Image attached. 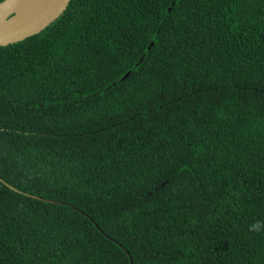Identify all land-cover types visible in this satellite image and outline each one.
Here are the masks:
<instances>
[{
  "label": "trees",
  "instance_id": "1",
  "mask_svg": "<svg viewBox=\"0 0 264 264\" xmlns=\"http://www.w3.org/2000/svg\"><path fill=\"white\" fill-rule=\"evenodd\" d=\"M0 264H264V0H68L0 44Z\"/></svg>",
  "mask_w": 264,
  "mask_h": 264
},
{
  "label": "water",
  "instance_id": "2",
  "mask_svg": "<svg viewBox=\"0 0 264 264\" xmlns=\"http://www.w3.org/2000/svg\"><path fill=\"white\" fill-rule=\"evenodd\" d=\"M68 0H0V44L40 30L66 6Z\"/></svg>",
  "mask_w": 264,
  "mask_h": 264
}]
</instances>
